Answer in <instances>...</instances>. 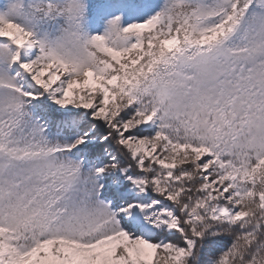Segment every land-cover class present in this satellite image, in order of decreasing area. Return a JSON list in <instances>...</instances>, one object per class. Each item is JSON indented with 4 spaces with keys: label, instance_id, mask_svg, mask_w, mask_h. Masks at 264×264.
<instances>
[{
    "label": "snow or ice",
    "instance_id": "1",
    "mask_svg": "<svg viewBox=\"0 0 264 264\" xmlns=\"http://www.w3.org/2000/svg\"><path fill=\"white\" fill-rule=\"evenodd\" d=\"M0 264H264V0H0Z\"/></svg>",
    "mask_w": 264,
    "mask_h": 264
}]
</instances>
